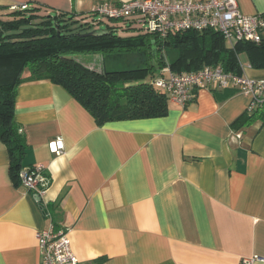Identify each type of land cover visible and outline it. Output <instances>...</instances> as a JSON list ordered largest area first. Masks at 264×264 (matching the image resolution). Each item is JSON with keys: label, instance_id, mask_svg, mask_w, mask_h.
Returning <instances> with one entry per match:
<instances>
[{"label": "crops", "instance_id": "1", "mask_svg": "<svg viewBox=\"0 0 264 264\" xmlns=\"http://www.w3.org/2000/svg\"><path fill=\"white\" fill-rule=\"evenodd\" d=\"M0 0L1 12L26 4L91 15L101 2ZM243 14H264V0H238ZM8 13V12H6ZM242 75L264 68L240 55ZM251 96L201 89L164 117L99 126L49 79L18 87L15 120L25 134V165L50 179L41 196L10 173L0 139V264H41L37 233L54 224L69 233L81 264H264V118L237 120ZM57 138L60 154L50 150Z\"/></svg>", "mask_w": 264, "mask_h": 264}, {"label": "trees", "instance_id": "2", "mask_svg": "<svg viewBox=\"0 0 264 264\" xmlns=\"http://www.w3.org/2000/svg\"><path fill=\"white\" fill-rule=\"evenodd\" d=\"M0 7V139L10 154V173L22 184L20 172L28 145L15 120L18 87L29 80L49 79L62 86L95 119L108 122L164 117L169 111L168 95L154 79L169 66L174 72L195 71L205 66H221L226 72L242 75L240 55L246 53L250 65L264 68V35L261 42H236L211 29L173 31L165 39L143 33L136 25L119 19L106 24L100 36L89 35L94 13L77 17L75 12H51L38 6L12 9L2 14ZM264 16V14H262ZM3 16V17H2ZM102 29V28H98ZM137 29V30H136ZM134 30L137 32L134 33ZM168 51L173 53L171 60ZM159 54V68L153 61ZM75 53H105L115 61L122 54H137L140 65L127 69L98 71L74 57ZM264 118V104L243 114L238 123ZM44 212L42 201H37Z\"/></svg>", "mask_w": 264, "mask_h": 264}, {"label": "built area", "instance_id": "3", "mask_svg": "<svg viewBox=\"0 0 264 264\" xmlns=\"http://www.w3.org/2000/svg\"><path fill=\"white\" fill-rule=\"evenodd\" d=\"M27 6L22 4L12 9H25ZM93 13L97 17L91 21L92 25L100 22L97 18L101 17L119 19L159 39H165L173 31L211 29L221 33L233 46L240 41L259 43L264 35V16L243 14L238 0H126L116 5L101 2L95 6ZM154 83L167 93L169 102L181 106L193 102L201 89L220 88H233L251 96L250 108L264 104V79L255 80L226 72L221 66H205L180 73L167 66L160 71ZM49 147L52 152L60 154L64 142L57 138L49 143ZM20 178L25 188L40 199L50 182L42 164L24 167ZM44 206L46 211L47 206ZM37 239L41 264H81L73 251L67 230L51 224L37 233ZM254 262V258L242 261L243 264Z\"/></svg>", "mask_w": 264, "mask_h": 264}, {"label": "rangeland", "instance_id": "4", "mask_svg": "<svg viewBox=\"0 0 264 264\" xmlns=\"http://www.w3.org/2000/svg\"><path fill=\"white\" fill-rule=\"evenodd\" d=\"M11 11L12 10L5 11L2 14H6V12H11ZM97 20H100V22H97L94 25H92V29L104 28L106 27V24H111V25L120 24V21L109 19L106 17L97 18ZM136 30H134V33L137 32ZM168 54H169L168 58L169 60H171V58L173 57V53L168 51ZM74 57L77 58L80 62H82L86 66L96 69L98 71H102L105 68V66L109 69H127L134 67L138 64L140 65L141 62V57L134 53L122 54L121 56H119V58L116 61L113 58L108 57V55L105 53H75Z\"/></svg>", "mask_w": 264, "mask_h": 264}, {"label": "water", "instance_id": "5", "mask_svg": "<svg viewBox=\"0 0 264 264\" xmlns=\"http://www.w3.org/2000/svg\"><path fill=\"white\" fill-rule=\"evenodd\" d=\"M105 33H108V30L102 28V29H96V30H93V31L89 32V35L100 36V35H103ZM153 61L155 63L156 68H159V64H158V62H159V54L157 52L154 53ZM35 199L37 201L41 200L39 196H35Z\"/></svg>", "mask_w": 264, "mask_h": 264}]
</instances>
